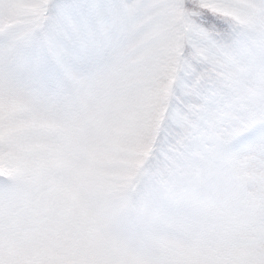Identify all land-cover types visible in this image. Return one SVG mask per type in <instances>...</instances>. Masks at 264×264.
<instances>
[{
    "label": "rangeland",
    "instance_id": "rangeland-1",
    "mask_svg": "<svg viewBox=\"0 0 264 264\" xmlns=\"http://www.w3.org/2000/svg\"><path fill=\"white\" fill-rule=\"evenodd\" d=\"M257 2L210 0V6L228 23H239L234 27L237 38L244 47H252L264 35ZM38 3L11 0V6L0 14V49L7 40L23 37L39 10ZM169 44L167 37L146 25L144 33L128 45L124 62L112 76L90 86L89 115L79 127L71 117L59 125L37 120L20 102L0 101V173L9 178L27 173L36 184L44 185L55 172L86 185L103 198V209L112 216H134L126 227L142 229L144 242L161 253L157 264H262L264 232L259 226L264 223V209L258 200L234 203L222 216L194 218L191 225L196 234L190 237L183 226L173 228L165 219L147 215L150 191L166 193L182 180L179 172L196 168L199 160L193 157L188 135L196 134V140L203 135L198 128L199 115L190 123L187 115L173 142L160 147L159 132L167 115V92L162 82ZM228 52L234 64L242 68L237 52L231 48ZM239 55L245 61L242 52ZM222 64L219 72L227 78L239 69L224 56ZM194 109L199 113L198 107ZM163 157L170 166L163 164ZM247 175L244 161H238L235 183H242ZM245 191L256 196L252 183ZM66 195L75 197L71 189ZM146 223L150 225L147 232ZM241 225L255 226L250 229L255 234L237 238ZM5 230L21 241L25 254L33 257L28 264H65L68 256H89V264H113L109 259L113 250L65 235V224L55 216L43 193L25 197L18 207L9 208L0 224V238ZM115 251L126 249L118 244ZM18 254L17 249L9 248V256Z\"/></svg>",
    "mask_w": 264,
    "mask_h": 264
},
{
    "label": "snow or ice",
    "instance_id": "snow-or-ice-1",
    "mask_svg": "<svg viewBox=\"0 0 264 264\" xmlns=\"http://www.w3.org/2000/svg\"><path fill=\"white\" fill-rule=\"evenodd\" d=\"M10 6L11 0H0V14ZM256 7L264 20V0ZM38 9L23 37L7 40L0 49V101L22 103L37 120L63 125L71 117L84 123L90 86L110 78L128 45L150 26L168 38L171 48L162 82L167 115L160 147L173 142L196 106L203 134L197 145L208 150L187 180H178L166 193H148L147 215L173 228L183 226L190 237L196 234L194 218L222 216L234 203L256 200L264 209V35L242 48L210 0H39ZM229 48L242 52L246 67L220 81L217 73ZM238 161H244L248 174L240 184L235 183ZM248 183L255 185V197L245 191ZM4 214L0 206V224ZM252 227L241 225L237 238L254 235ZM259 227L264 232V223ZM149 228L146 223L145 231Z\"/></svg>",
    "mask_w": 264,
    "mask_h": 264
},
{
    "label": "clouds",
    "instance_id": "clouds-1",
    "mask_svg": "<svg viewBox=\"0 0 264 264\" xmlns=\"http://www.w3.org/2000/svg\"><path fill=\"white\" fill-rule=\"evenodd\" d=\"M81 123H74L79 127ZM71 189L75 194L69 198L66 193ZM39 193L46 195L55 216L66 226L65 235L83 244L96 243L106 249L113 250L109 259L113 264H157L161 253L149 247L143 240L142 229H129L126 222L134 218L131 214L119 217L112 216L102 206V197L93 194L86 185L76 183L73 178L52 173L47 184L38 185L33 178L25 173L16 180L7 177L0 180V206L7 212L9 208L18 207L20 202L28 196ZM185 243H190L185 240ZM118 244H122L126 251L116 252ZM9 248L18 250V255L9 256ZM33 259L22 251L21 241L11 236L7 230L0 238V260L4 264H28ZM65 264H89V256L65 257Z\"/></svg>",
    "mask_w": 264,
    "mask_h": 264
},
{
    "label": "trees",
    "instance_id": "trees-1",
    "mask_svg": "<svg viewBox=\"0 0 264 264\" xmlns=\"http://www.w3.org/2000/svg\"><path fill=\"white\" fill-rule=\"evenodd\" d=\"M214 13H216V12H214ZM218 16H220L222 19H224L226 22H229V20H226L222 15H219L218 13H216ZM234 22V21H233ZM237 24H239V23H237V22H235V23H231V26L234 28V27H236V25ZM245 27V26H244ZM246 28V27H245ZM247 29V33H249V34H251L252 33V31L250 30V29H248V28H246ZM234 30H235V32H236V35H237V32H238V29L237 28H234ZM241 47L242 48H244V46L242 45V43H241ZM230 49V48H229ZM229 49H227L226 50V52H225V55H224V57L225 58H227L229 61H231L232 62V65L233 66H235V67H237V68H239L236 64H234V62H233V60H232V57H231V55H230V53L228 52V50ZM237 52V51H236ZM237 56H238V60H239V63L241 64V66H242V68H244V67H246V61H243V58L239 55V52H237ZM217 75H218V78H219V80L220 81H225L226 79H227V77L224 75V74H222L221 72H218L217 73ZM198 115H199V113H198V111L196 110V109H194V107L191 109V111H189L188 112V121H189V123L190 122H193L197 117H198ZM185 120V119H184ZM186 121V120H185ZM189 139V142H187L188 144H189V147H190V149H191V151H192V154H193V157H195L197 160H201V154L204 152V151H206L207 149L205 148V147H203V146H198L197 145V140L196 139H190V138H188ZM200 155V156H199ZM187 157H188V155H187ZM167 158V157H166ZM166 158L164 159V157H163V164H165L166 166H170V164H169V162L170 161H168V160H166ZM191 171H185V173H181V172H179V175H180V178L183 180V178L185 179V180H187L188 178V174L190 173ZM141 187V186H140Z\"/></svg>",
    "mask_w": 264,
    "mask_h": 264
}]
</instances>
